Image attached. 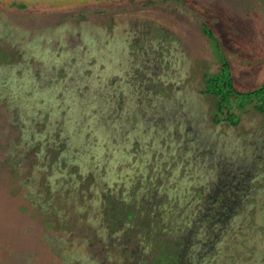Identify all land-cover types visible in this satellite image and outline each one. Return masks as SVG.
Segmentation results:
<instances>
[{
  "label": "rangeland",
  "instance_id": "374dc122",
  "mask_svg": "<svg viewBox=\"0 0 264 264\" xmlns=\"http://www.w3.org/2000/svg\"><path fill=\"white\" fill-rule=\"evenodd\" d=\"M204 25L264 81V0H0V264H264V110L212 122Z\"/></svg>",
  "mask_w": 264,
  "mask_h": 264
},
{
  "label": "trees",
  "instance_id": "16d2710c",
  "mask_svg": "<svg viewBox=\"0 0 264 264\" xmlns=\"http://www.w3.org/2000/svg\"><path fill=\"white\" fill-rule=\"evenodd\" d=\"M175 1V0H174ZM201 33L211 47V55L217 63L213 73L202 77L203 93L213 98L212 122L236 126L239 117L250 110L262 113L264 110V81L257 87L238 91L230 72V66L221 45L207 26H202ZM156 257H160L161 254ZM173 252L167 253L164 261L172 260Z\"/></svg>",
  "mask_w": 264,
  "mask_h": 264
},
{
  "label": "flooded vegetation",
  "instance_id": "af4514ba",
  "mask_svg": "<svg viewBox=\"0 0 264 264\" xmlns=\"http://www.w3.org/2000/svg\"><path fill=\"white\" fill-rule=\"evenodd\" d=\"M220 124V123H219ZM217 125V124H216ZM231 127H235V126H231ZM170 261H171V259H170ZM171 263V262H170Z\"/></svg>",
  "mask_w": 264,
  "mask_h": 264
}]
</instances>
